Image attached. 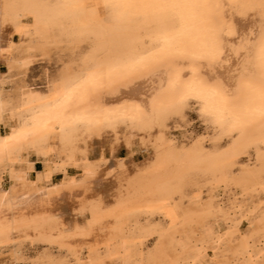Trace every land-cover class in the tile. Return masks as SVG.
<instances>
[{
  "label": "bare ground",
  "instance_id": "6f19581e",
  "mask_svg": "<svg viewBox=\"0 0 264 264\" xmlns=\"http://www.w3.org/2000/svg\"><path fill=\"white\" fill-rule=\"evenodd\" d=\"M132 7L0 0V264H264V120L162 87L171 21ZM34 63L44 90L5 93Z\"/></svg>",
  "mask_w": 264,
  "mask_h": 264
},
{
  "label": "flooded vegetation",
  "instance_id": "af4514ba",
  "mask_svg": "<svg viewBox=\"0 0 264 264\" xmlns=\"http://www.w3.org/2000/svg\"><path fill=\"white\" fill-rule=\"evenodd\" d=\"M219 2L221 7L214 10L215 27L220 32L221 40L224 42L223 59L225 62L209 64L208 60L201 56L208 43L207 37L211 30V26L205 21H192L187 16L182 19L181 14L176 10L154 8L165 15L180 18V28L173 35L169 47L163 54H159L160 56L156 61L155 67L158 70H170L174 76L178 77L185 75L184 69L190 66L195 76L207 72L209 69L210 72L215 70L216 72H213L219 76L218 78H231L233 81V77H236L235 73L238 71L237 65L240 63L239 58L234 55V50L245 39L249 41L259 39L261 30L264 28V8L261 7V0H251L248 7H238L234 4V0H219ZM226 26H231V35H228ZM244 54L247 55V52Z\"/></svg>",
  "mask_w": 264,
  "mask_h": 264
},
{
  "label": "snow or ice",
  "instance_id": "6c2138e0",
  "mask_svg": "<svg viewBox=\"0 0 264 264\" xmlns=\"http://www.w3.org/2000/svg\"><path fill=\"white\" fill-rule=\"evenodd\" d=\"M127 6H137L145 8H159L176 10L181 14V18L187 16L192 21H205L211 26L206 44L201 56L206 58L209 64L224 63V42L221 40L220 32L215 27L214 10L221 7L219 0H124ZM251 0H234L238 7H248ZM261 7L264 8V0H261ZM228 35L232 34L231 26H226ZM247 52V55L244 53ZM240 63L238 71L235 73L237 95L235 100L239 101L241 108L245 112H259V116L264 120V28L261 30L257 41H242V44L234 50ZM194 86L190 82L184 92L188 98H202L205 94L214 96L227 104V97L224 94L223 84L220 81L208 83L199 77Z\"/></svg>",
  "mask_w": 264,
  "mask_h": 264
},
{
  "label": "rangeland",
  "instance_id": "374dc122",
  "mask_svg": "<svg viewBox=\"0 0 264 264\" xmlns=\"http://www.w3.org/2000/svg\"><path fill=\"white\" fill-rule=\"evenodd\" d=\"M121 0H108V2L109 3H114V5H117L118 4V2H120ZM164 19H167V20H170L171 22L169 23V24H171V26H170V29L168 30L169 32H167L168 34H167V36L166 37H164V38H162L161 39V43L159 44V46H158V48L156 49V51H154L153 53H152V55H157V54H159V53H163L164 51H166V49L169 47V45H170V41H171V39H172V37H173V35L176 33V31L180 28V18H177V17H174V16H168V15H165V18ZM172 27V28H171ZM257 31V30H256ZM154 55V56H155ZM36 64V65H35ZM33 65V66H32ZM37 66V67H36ZM40 66V67H39ZM32 67V68H31ZM45 66H43V65H41V64H39V63H34V64H31L30 65V67H29V70L27 71V70H21V75H20V73H19V77L18 78H15V77H17V74L16 73H14V74H12L13 76H11L12 78H10L11 79V82H10V79H9V81L4 85V91L6 90V92L5 93H7V91H8V94H11L12 93V90L15 92V89H16V85L18 84V85H20V82H21V84L23 83L24 84V82H25V86H27L26 88H28V89H30L31 90V92L33 91V92H35V93H37L38 91H42V90H44V88H45V86H46V76H43V73L45 74V75H47V73H48V71H49V69H46L47 67H45ZM31 68V69H30ZM45 69V70H44ZM178 71V70H177ZM184 71H186V76L185 75H183V76H181L182 78L178 81V83H176V85L177 86H180V87H186V86H189L190 85V82L191 83H193V82H198V81H195L194 80V77L191 75L192 73H193V69H191V67L190 66H188V67H186L185 69H184ZM179 72H181V71H179ZM183 72V71H182ZM157 73H159V74H161L162 75V77L164 78L163 80V85H162V87L165 85L166 86V88H169L170 86H172V85H174V83H173V81H172V73L169 71V70H166V69H161L159 72H157ZM43 76V77H42ZM192 76V77H191ZM24 78V79H23ZM13 79H16V80H13ZM22 79V80H21ZM13 80V81H12ZM15 81H16V83H15ZM42 81H44V82H42ZM10 82V83H9ZM12 82H14V83H12ZM211 83H213V82H211ZM210 83V84H211ZM11 84V85H10ZM15 84V85H14ZM44 84V85H43ZM10 85V86H9ZM14 85V86H13ZM8 86V87H7ZM43 86V87H42ZM226 86V92L227 93H225V96L227 97V104H226V106L228 107V108H230L231 110H236V111H243L244 112V110L241 108V106H240V103H239V101H237V100H235L234 99V97L237 95V93H236V91H235V89H236V87H237V81H236V77H233V81H232V79L230 78L229 79V81H228V83L225 85ZM5 87H6V89H5ZM12 87V88H11ZM42 87V88H41ZM162 87H161V89H162ZM10 88V89H9ZM33 89V90H32ZM224 89V90H225ZM29 90V91H30ZM36 90V91H35ZM13 92V93H14ZM225 92V91H224ZM12 93V94H13ZM40 93V92H39ZM11 94V95H12ZM207 97H211V95H207ZM190 101H191V103H192V106L193 107H204V105H205V103H206V96L204 95L202 98H197V99H192V98H188ZM214 101L215 102H217V101H219V103H224V101H222V100H220L219 98H217V97H215V99H214ZM225 104V103H224ZM133 108H135V107H133V105H131V104H128V103H118V104H116V105H114V106H112V107H110L109 109H107V110H113V109H119V110H124V109H133ZM234 114L233 113H228V114H226L225 115V117H224V119H223V122L224 123H227V122H229V118H231L232 116H233ZM235 116V115H234ZM228 118V119H227ZM124 123H128V122H126V121H124ZM5 129L4 130H2V133H5ZM230 133L232 134V133H234V131H230ZM121 155H124V154H122L121 153ZM36 168L37 169H40L41 168V165H37L36 166ZM59 178L60 177H55L53 180H52V182H57L58 180H59ZM4 187H6L7 186V183L5 182L4 183V185H3ZM236 197H238V196H236ZM216 200H218V202H219V204H221V207L224 209V210H227V209H229V207H230V202H231V199L227 196V195H223V193H221V194H218L217 195V197H216ZM240 200V199H239ZM245 204H248L247 202H245ZM244 211H245V208L243 209ZM241 211L242 213L240 214V213H238L237 214V216L236 217H239V216H241L243 213H244V211ZM250 210H252V207H250V208H248L247 209V211H250ZM244 220V219H243ZM242 220V222H241V226H240V229H241V231H243V229L245 230L247 227H248V223H247V221H243ZM156 222H161V219H156L155 220ZM219 226L222 228L223 227V223L221 224H219ZM152 243H153V241H150V243H148V245H147V247L148 248H151L152 247ZM264 252V251H263ZM210 253V252H209ZM235 264H239V263H236V262H234ZM233 263V264H234Z\"/></svg>",
  "mask_w": 264,
  "mask_h": 264
}]
</instances>
